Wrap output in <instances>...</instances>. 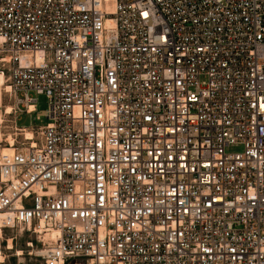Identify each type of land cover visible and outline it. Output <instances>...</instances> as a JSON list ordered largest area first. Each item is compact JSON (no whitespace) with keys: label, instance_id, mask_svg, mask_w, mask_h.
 <instances>
[{"label":"built area","instance_id":"obj_1","mask_svg":"<svg viewBox=\"0 0 264 264\" xmlns=\"http://www.w3.org/2000/svg\"><path fill=\"white\" fill-rule=\"evenodd\" d=\"M0 65L43 123L0 228L42 264H264V0H0Z\"/></svg>","mask_w":264,"mask_h":264},{"label":"rangeland","instance_id":"obj_2","mask_svg":"<svg viewBox=\"0 0 264 264\" xmlns=\"http://www.w3.org/2000/svg\"><path fill=\"white\" fill-rule=\"evenodd\" d=\"M7 82L6 67L0 65V151L6 152L9 150V139L13 141L14 147L29 146L31 143L38 141V130L42 126V122L36 119L34 114L27 115L24 111H19L16 108L15 101L5 92ZM13 109L10 115L5 114V108ZM48 107L47 99L44 96H37V111L42 112ZM33 134V140H25L26 135ZM229 153L241 151V147H230L227 149ZM8 239L12 240L14 250H6ZM49 241L45 237L42 242L30 232H22L19 229H2V237L0 239V253L2 254V262L0 264H42L40 253L43 249V244ZM31 246H30V245ZM30 246V247H28ZM17 251H21L22 255H16Z\"/></svg>","mask_w":264,"mask_h":264},{"label":"bare ground","instance_id":"obj_3","mask_svg":"<svg viewBox=\"0 0 264 264\" xmlns=\"http://www.w3.org/2000/svg\"><path fill=\"white\" fill-rule=\"evenodd\" d=\"M8 90H9V88L7 86L5 92H7ZM35 109H36V106L34 107L33 105H30L29 108H28V112L30 113V112L34 111ZM12 111H13V109L11 107H9V106L5 108V114L6 115H10L12 113ZM0 123H2V117L1 116H0ZM25 138H26L25 140L31 141V140H33V134L32 135L27 134ZM8 148H9V150H7L6 152H1L0 151V156L9 155V154H11L13 152L14 145H13V141L11 139H9ZM19 231H21V230H19ZM1 237H2V229L0 228V239H1ZM54 237H55L54 234L46 235V238H47L48 241H52L54 239ZM30 246H28V247H30ZM0 247H1V244H0ZM5 249L8 250V251L14 250V247H13L11 239H8V243H7V246H6ZM16 255L21 256L22 252L21 251H17ZM2 259H3V257H2V254L0 253V262H2Z\"/></svg>","mask_w":264,"mask_h":264}]
</instances>
